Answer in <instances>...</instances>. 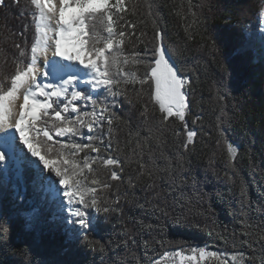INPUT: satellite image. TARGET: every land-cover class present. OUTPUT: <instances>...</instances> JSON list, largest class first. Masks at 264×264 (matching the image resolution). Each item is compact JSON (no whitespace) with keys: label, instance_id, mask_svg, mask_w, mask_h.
Returning <instances> with one entry per match:
<instances>
[{"label":"snow or ice","instance_id":"6c2138e0","mask_svg":"<svg viewBox=\"0 0 264 264\" xmlns=\"http://www.w3.org/2000/svg\"><path fill=\"white\" fill-rule=\"evenodd\" d=\"M21 2L14 0L17 6ZM194 6L193 0H171V11L186 22L187 39L200 35L214 54L219 47L217 39L200 31ZM0 7H8L5 0H0ZM21 12L32 22V43L28 47L23 39L16 41L14 34L7 35L5 42L11 40L16 49L11 61L15 68L11 73L0 71V199L11 193L10 210L0 214V252L19 255L23 264H33L29 258L33 250L78 254L82 248L98 254L102 264H125L123 258H103L114 251L113 245L131 251L130 245L138 244L135 236L145 231L151 236L142 240L146 250L153 243L163 247L167 241L156 239L153 233L159 231L163 237L168 218L180 227L189 223L190 217H206L211 204L202 211V202L213 194L200 187L197 177L186 175L184 155L194 150L197 137V131L186 122L190 109L187 89L193 82L184 75V68L172 62V55L181 50L166 43L151 0H26ZM258 17L264 21V4ZM149 22L150 33L145 30ZM138 45L142 49L137 50ZM0 55L7 60L2 49ZM41 59L42 66L38 63ZM213 88L220 106L216 149L223 160L224 177L235 182L241 160L247 156L251 163V157L241 153L226 134L222 102L227 85L221 80ZM125 102L137 111L148 135L142 137L129 128L135 147L122 161L116 154L121 151L119 143L114 147V141L117 131L128 127V119L116 111ZM170 118L182 126V130L172 129L174 136L183 137L179 140L182 151L174 156L162 150L163 131ZM199 120L196 116L193 123ZM153 142L156 147L149 148ZM126 167L131 172L127 190L121 191ZM26 169L32 173L29 182ZM211 171L215 174L217 170L213 166ZM138 186L145 194L142 202L134 191ZM214 195L222 198L219 192ZM122 201L135 202L158 222L129 218L130 224L121 223L122 239L114 242L100 233L105 225L115 226L113 217L123 216ZM177 206L184 211L177 213ZM255 210L264 211V204ZM252 211L247 184L241 181L239 244L247 245L251 256L240 251L229 257L207 246L189 245L136 259V264H167L169 257H178L179 264H200L208 259L216 264H264V220L254 219ZM17 222L21 225L17 239L27 250L12 238V225ZM58 232L63 233L58 248L45 242V233L54 239ZM233 242L235 246V232ZM41 264L80 262L55 259Z\"/></svg>","mask_w":264,"mask_h":264},{"label":"trees","instance_id":"16d2710c","mask_svg":"<svg viewBox=\"0 0 264 264\" xmlns=\"http://www.w3.org/2000/svg\"><path fill=\"white\" fill-rule=\"evenodd\" d=\"M25 2L26 0H22L21 5L17 6L14 0H5L8 7H0V49L7 54L6 61L5 57L0 55V71L5 73L14 71L15 65L11 61L16 54L12 41L5 42V37L14 34V40L23 39L28 47L32 43L34 35L32 22L26 14L21 12ZM151 2L158 13L157 23L166 33V43L170 47L181 50L179 55H172V62L184 68V75L193 82L187 89L190 109L186 122L190 129L197 131V137L194 150L184 153L188 170L186 175L197 177L200 187L213 194L210 200L202 202L200 209L207 210L210 203L211 211L206 213V217H190V222L180 227L173 225L171 218H168L167 231L163 237L159 231L153 233L156 239L163 238L167 241L163 247L153 243L146 250L142 240L151 239V236L145 231L135 236L138 244L130 245L131 251L123 245L119 248L113 245L114 251L109 252L103 259L123 258L125 264H136V259L144 260L146 256L157 257L166 251L186 249L189 245L207 246L209 250L229 257L232 253L240 251L251 256L252 252L247 245L239 244L242 237L239 236L241 225L238 221L241 217L237 209L241 200V181H244L247 184L253 208L251 215L257 221L264 220V211L255 210L264 204V196L261 195L264 192V33L260 30L261 19L258 17V9L264 4V0H193L195 6L192 11L199 16L202 25L200 31L217 39L219 47L214 54H210L211 50L207 42L202 40L200 35H196L192 40L187 39L184 31L186 22L171 11V0H151ZM189 19L192 18L189 17ZM25 25L28 26L27 31H24ZM145 30L151 32L150 22ZM142 47L138 45L137 50ZM221 80L227 85V96L222 102L226 113V134L232 142L239 145L241 153H247L251 157V163L247 156L241 160L239 176L235 178V182L228 181L224 177L223 160L216 149L215 124L220 113V106L215 101L213 85ZM116 111L123 118L128 119V127L122 126L115 134L116 141H114V147L118 142L121 149L116 154L122 161H126L135 147V137L129 136V128L133 132L139 131L142 137L147 136L148 132L144 130V125L137 118V111L131 109L126 102L122 103ZM196 116H199L200 120L193 123ZM172 129L182 130V126L175 118H170L163 131L165 143L162 150L165 154L174 156L177 151H182L179 148V140L183 137L174 136ZM129 140L132 141L131 144L128 143ZM148 147L154 149L156 144L149 143ZM214 153H216L215 156ZM144 159H147V156ZM210 160H214L215 164H210ZM213 166L217 170L215 174L211 171ZM129 172L131 168L126 167L123 174L125 184L121 187V191L127 190L126 181ZM31 177V170L26 169V182H29ZM134 191L136 197L142 202L145 195L142 187L138 186ZM184 191L189 192L190 189L185 188ZM217 192L222 194V198L214 195ZM10 196L9 192L8 198L0 199V214L10 210ZM121 207L123 216L112 218L115 226L105 225L104 231L100 233L105 239L111 237L114 242H119L122 239L121 223L130 224L129 218L143 219L148 223L158 222L157 217L145 215L143 210L136 207L135 202L122 201ZM181 211L184 210L177 206L176 212ZM20 227L19 222L12 225V238L17 246L27 250V245L17 239ZM234 232L236 233L235 246ZM62 238V232H58L54 239L45 233V242L56 248L59 247ZM29 258L33 264L55 259H73L80 264H102L98 254L86 252L82 248L78 249V254H63L55 249L33 250L29 253ZM23 261L24 258L19 255L0 252V264H23ZM172 263H177V257L168 258L167 264ZM200 264H216V261L208 259L201 261Z\"/></svg>","mask_w":264,"mask_h":264},{"label":"rangeland","instance_id":"374dc122","mask_svg":"<svg viewBox=\"0 0 264 264\" xmlns=\"http://www.w3.org/2000/svg\"><path fill=\"white\" fill-rule=\"evenodd\" d=\"M260 30H261V32H263L264 33V21H261V27H260ZM17 139H18V136H17ZM21 147H23V145H21ZM25 151H26V149H25ZM30 155V154H29ZM201 262V261H200ZM172 264H174V263H172ZM176 264H179V258L177 257V263Z\"/></svg>","mask_w":264,"mask_h":264},{"label":"bare ground","instance_id":"6f19581e","mask_svg":"<svg viewBox=\"0 0 264 264\" xmlns=\"http://www.w3.org/2000/svg\"><path fill=\"white\" fill-rule=\"evenodd\" d=\"M49 58L51 59V55L50 54H49ZM56 59L58 60L59 58H56ZM38 63L42 66L43 63H44L43 59L39 60ZM65 63H67V62H65ZM75 66L79 67V65H75Z\"/></svg>","mask_w":264,"mask_h":264}]
</instances>
